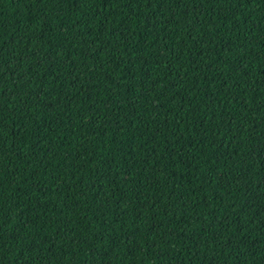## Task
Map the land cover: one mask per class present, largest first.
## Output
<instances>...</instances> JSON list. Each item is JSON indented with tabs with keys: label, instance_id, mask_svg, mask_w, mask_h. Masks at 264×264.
Instances as JSON below:
<instances>
[{
	"label": "trees",
	"instance_id": "trees-1",
	"mask_svg": "<svg viewBox=\"0 0 264 264\" xmlns=\"http://www.w3.org/2000/svg\"><path fill=\"white\" fill-rule=\"evenodd\" d=\"M261 180L264 0H0V264H264Z\"/></svg>",
	"mask_w": 264,
	"mask_h": 264
},
{
	"label": "snow or ice",
	"instance_id": "snow-or-ice-1",
	"mask_svg": "<svg viewBox=\"0 0 264 264\" xmlns=\"http://www.w3.org/2000/svg\"><path fill=\"white\" fill-rule=\"evenodd\" d=\"M173 2L177 3V0H173ZM144 3L149 4L150 0H144ZM261 183H264V180H261ZM169 235H171V233H169ZM101 239H103V237Z\"/></svg>",
	"mask_w": 264,
	"mask_h": 264
}]
</instances>
